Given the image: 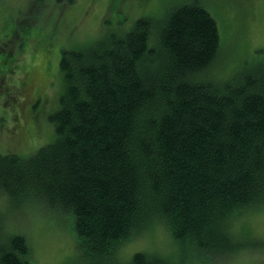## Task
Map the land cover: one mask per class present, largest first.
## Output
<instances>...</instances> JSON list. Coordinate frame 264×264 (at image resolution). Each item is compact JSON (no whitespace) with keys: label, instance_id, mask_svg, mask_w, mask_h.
Masks as SVG:
<instances>
[{"label":"trees","instance_id":"16d2710c","mask_svg":"<svg viewBox=\"0 0 264 264\" xmlns=\"http://www.w3.org/2000/svg\"><path fill=\"white\" fill-rule=\"evenodd\" d=\"M221 46L212 14L186 3L63 49L55 137L27 156L0 151V194L70 213L91 264H123L119 244L156 223L204 264L264 250L235 228L264 211V58L218 81ZM0 264H32L24 234L1 223Z\"/></svg>","mask_w":264,"mask_h":264},{"label":"rangeland","instance_id":"374dc122","mask_svg":"<svg viewBox=\"0 0 264 264\" xmlns=\"http://www.w3.org/2000/svg\"><path fill=\"white\" fill-rule=\"evenodd\" d=\"M186 3L205 6L217 21L222 46L210 70L213 79L226 81L246 61L264 58V0H0V151L26 155L53 141L48 116L59 107L63 49L126 31L141 17ZM0 217L4 234H24L32 264H91L70 213L40 204L13 207L0 194ZM242 218L236 231L264 241V211ZM181 245L165 224L156 223L119 244V262L149 252L170 264H204L195 248ZM205 264H264V250Z\"/></svg>","mask_w":264,"mask_h":264},{"label":"bare ground","instance_id":"6f19581e","mask_svg":"<svg viewBox=\"0 0 264 264\" xmlns=\"http://www.w3.org/2000/svg\"><path fill=\"white\" fill-rule=\"evenodd\" d=\"M34 204V203H33Z\"/></svg>","mask_w":264,"mask_h":264}]
</instances>
